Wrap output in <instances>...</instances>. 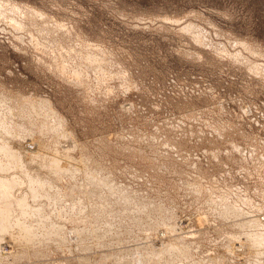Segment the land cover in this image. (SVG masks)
<instances>
[{"label":"rangeland","instance_id":"374dc122","mask_svg":"<svg viewBox=\"0 0 264 264\" xmlns=\"http://www.w3.org/2000/svg\"><path fill=\"white\" fill-rule=\"evenodd\" d=\"M0 138L42 174L0 264H264V0H0Z\"/></svg>","mask_w":264,"mask_h":264},{"label":"bare ground","instance_id":"6f19581e","mask_svg":"<svg viewBox=\"0 0 264 264\" xmlns=\"http://www.w3.org/2000/svg\"><path fill=\"white\" fill-rule=\"evenodd\" d=\"M4 10V9H3ZM56 114V113H55ZM32 116V115H31ZM30 116V117H31ZM58 118V117H57ZM5 124V123H4ZM4 132V131H3ZM63 138V137H62ZM1 139V138H0ZM5 140V139H4ZM6 140H7V138H6ZM10 140V139H9ZM21 140V139H20ZM2 142H3V138H2ZM10 142H12V141H10ZM9 143V142H8ZM14 143V142H13ZM15 144V143H14ZM7 145H10V144H7ZM23 146V145H22ZM10 147V146H9ZM8 146H0V154H3L4 155V158H6L7 159V161H8V164H6V165H3V164H0V171H3V172H7L8 171V169L10 170V168L9 167H11V166H13V167H16V168H18L19 167V169H20V167H22V169L23 168H25L24 170H25V172L24 173H30V174H33V175H36L39 179L42 177V174L41 173H39V170H37V169H32V167L30 166L31 165V163L30 162H33V161H31V159L30 160H28V158H27V160L28 161H25V159L23 158V156H21V152L24 150L23 148H22V151L19 153V150H17L16 148H15V150H17V151H13L11 148H9ZM21 147V145L19 146V148ZM18 148V149H19ZM27 149V148H26ZM31 152V151H30ZM24 152H22V155H24L23 154ZM28 153V152H27ZM33 152H31V154H32ZM37 154V153H36ZM2 156V155H1ZM26 156H27V154H26ZM29 156H30V154H29ZM32 156V155H31ZM58 157V156H57ZM55 158V155H54V160L52 161V165L54 166L53 168L56 170V171H58L59 173H61V172H66L67 173V171L69 170V167L70 166H68L69 165V162L68 161H66V160H61V159H58V158ZM61 157V156H60ZM1 158V157H0ZM29 158H31V157H29ZM24 159V160H23ZM71 160V159H70ZM0 161H1V159H0ZM30 161V162H29ZM42 161V160H41ZM74 161V160H73ZM1 163V162H0ZM3 163V162H2ZM35 163V162H34ZM33 164V163H32ZM35 166V165H34ZM78 166V165H77ZM81 166V165H80ZM50 167V166H49ZM75 168H76V166H74ZM73 167V168H74ZM83 167V166H82ZM50 171H51V169L50 168H48ZM17 170V169H16ZM30 170V171H29ZM37 170V171H36ZM54 170V171H55ZM42 171V170H41ZM10 172V171H9ZM12 172H14V169H13V171ZM10 173V174H12L13 175V173ZM57 172V173H58ZM69 172V171H68ZM17 173V172H16ZM53 173H55V172H53ZM52 173V174H53ZM58 173V174H59ZM65 173V174H66ZM51 174V173H50ZM28 175V174H27ZM59 175H63V174H59ZM6 176H8V175H6ZM11 176V175H10ZM14 176V175H13ZM16 176V175H15ZM14 176V177H15ZM30 177H32L33 178V176H30ZM82 177V176H81ZM84 177V176H83ZM28 178V177H27ZM29 179V182H28V185L27 186H29V195H31L32 196V198H37L38 199V197H40V198H42L43 199V197H45L44 195L42 196V188H41V186H40V184L39 183H41V180H37V181H35V179H34V181H33V179ZM37 178V179H38ZM10 179V178H9ZM8 179V177L6 178L5 176L3 177V176H1L0 175V250H8V248H13V245H14V238L12 237V233H11V231L13 230V228H17V230L19 231V232H21V236H20V234H19V241H20V244H21V242L22 241H24L25 243L26 242H32V241H34V240H37L36 239V237H37V235L35 236L34 234L36 233H34V232H32V230H33V227L31 226V225H27V223H26V225L27 226H25L24 224L25 223H23V222H20L18 219H14V217H12L13 215H14V213H13V215H12V206H15L16 207V211H18L19 212V215H21V217H23V218H25L26 219V221H27V218H30L31 216H32V214H33V211L31 210V209H33L34 208V210L36 209L35 207H31V209H29V204L27 203V204H25V202L22 200L23 198H25L26 196H28L23 190V193H25V197H22L21 196V190H17V188H20V187H16V193H19V196H21L18 200L16 199V197L15 198H13L14 196H16L15 194H14V196H13V194H12V192H14L15 193V191H14V186L15 185H18V183L16 182V180L18 179V178H16V180H14V178L13 177H11V180H9ZM26 179V178H25ZM94 179V178H93ZM26 181V180H25ZM46 181V180H45ZM104 181V180H103ZM21 182V181H20ZM19 182V183H20ZM99 182V181H98ZM22 183V182H21ZM25 183V182H24ZM27 183V182H26ZM85 183H87V182H85ZM101 183V182H100ZM100 183H98V184H100ZM104 183V182H103ZM44 184V183H43ZM92 184V183H91ZM42 185V184H41ZM50 185V184H49ZM27 186H25V189L27 188ZM40 186V187H39ZM43 186V185H42ZM48 186V185H47ZM87 186V185H86ZM49 187V186H48ZM51 187V186H50ZM90 187H91V189L90 190H92V196L91 197H98V198H100V199H103L104 197H103V195H102V193H104V192H106L104 189H106V188H104L103 190H102V192L100 191V186H97V184H92V185H90ZM102 187V186H101ZM104 187V186H103ZM86 188V187H85ZM84 188V189H85ZM107 188H109V185L107 186ZM73 190V189H72ZM111 190V189H110ZM26 191V190H25ZM109 191V190H108ZM112 191V192H111ZM110 192L111 193H104V195L108 198V199H111L112 197H111V195L113 194V190H111ZM21 192V193H20ZM27 192H28V190H27ZM73 192V191H72ZM116 192V191H115ZM46 193H47V191H46ZM89 193V192H88ZM23 195V194H22ZM102 195V196H101ZM48 196V195H47ZM46 196V197H47ZM115 196V195H114ZM46 197L44 198V199H46ZM64 197H65V195H64ZM120 197V196H119ZM28 198V197H27ZM30 198V197H29ZM39 198V199H40ZM88 198V197H87ZM106 198V199H107ZM48 199V198H47ZM99 199V200H100ZM123 199H125V198H123ZM30 200V199H29ZM27 202H28V200H26ZM36 201V200H35ZM44 201V200H43ZM55 201V200H54ZM57 201V200H56ZM102 201V200H101ZM110 201V200H109ZM119 201H122V203L124 204V203H126L127 202V200H118V203H119ZM126 201V202H125ZM82 202V201H81ZM80 202V203H81ZM106 202V201H105ZM79 203V204H80ZM128 203V202H127ZM111 204H112V202H111ZM36 205V204H35ZM52 205V204H51ZM127 205V204H126ZM34 206V205H33ZM109 206H111V205H109ZM37 207V206H36ZM55 207V206H54ZM112 209V208H111ZM226 209H228V208H226ZM37 210H38V208H37ZM225 210V209H224ZM223 210V211H224ZM15 211V212H16ZM39 211V210H38ZM228 211V210H227ZM110 212V211H109ZM226 212V211H225ZM39 214H40V212H38ZM36 211H35V214L37 215L38 214ZM228 213V212H227ZM79 214V213H78ZM224 214V213H223ZM264 214V213H263ZM16 215V214H15ZM227 215V214H226ZM38 216V215H37ZM20 217V218H21ZM36 217V216H35ZM41 217V216H40ZM33 218V217H32ZM44 218V217H43ZM47 219V218H46ZM80 219V218H79ZM206 219V218H205ZM34 220V219H33ZM43 220V219H42ZM41 220V221H42ZM198 220V219H197ZM202 220V222H200V220L198 221V223L200 222V226H202V223H204L203 222V219H201ZM29 221V220H28ZM35 221V220H34ZM38 221H39V218H38ZM37 221V222H38ZM43 221H46V220H43ZM79 221V220H78ZM32 222V221H31ZM82 222V221H81ZM39 223H41L40 221H39ZM45 223V222H44ZM36 224V223H35ZM43 224V223H42ZM42 224H41V226H42ZM231 224V223H230ZM37 225V224H36ZM39 226H40V224H39ZM165 226V225H164ZM163 226V227H164ZM173 226V225H172ZM52 227H53V225H52ZM165 227H167V226H165ZM165 227H164V229H165ZM174 227V228H173ZM172 228H170V229H172L173 231L176 229V231L175 232H179V231H177V229L179 228H176L177 226H173ZM37 228V227H36ZM59 228V227H58ZM166 229H168V230H170L169 229V226H168V228H166ZM165 229V230H166ZM180 229V228H179ZM15 230V229H14ZM13 230V231H14ZM164 230V231H165ZM183 230V229H182ZM181 229H180V231H182ZM62 231V230H61ZM84 231V230H83ZM162 231V230H161ZM55 232V231H54ZM168 233H169V231H167ZM167 232H166V235H167ZM18 233V232H17ZM50 233V232H49ZM164 233V232H163ZM173 232H171V236H169V235H167V236H169V237H173V235H174V233L172 234ZM46 234H48L47 233V231H46ZM42 235V234H41ZM69 235V234H68ZM74 235V234H73ZM164 235H165V233H164ZM58 236V235H57ZM166 236V237H167ZM175 236V235H174ZM48 236H46V237H44V239L43 240H46L45 238H47ZM159 237V236H158ZM182 237H184V236H182ZM181 237V238H182ZM11 238H13V240H9V239H11ZM161 238V237H160ZM180 238V239H181ZM67 239V238H66ZM164 239H166V238H164ZM179 239V238H178ZM179 239V240H180ZM61 240V239H60ZM161 240V239H160ZM168 240H170V239H168ZM175 240V239H174ZM183 240V239H182ZM247 241L248 240H250L249 238L248 239H246ZM59 241V240H58ZM178 241V240H177ZM45 242V241H44ZM47 242H49V241H47ZM60 242V241H59ZM59 242H58V244H59ZM167 242V240H165V243ZM16 243H17V241H16ZM62 243V242H61ZM68 243V242H67ZM254 243H255V245L254 246H256L257 248H259L260 246V248L262 249V247L264 246V240H263V237H258L257 239H254ZM28 244V243H27ZM26 244V245H27ZM246 244V243H245ZM253 244V243H252ZM251 244V245H252ZM18 245V244H17ZM32 245V244H31ZM163 245V244H162ZM24 246V245H23ZM22 246V247H23ZM56 246V245H55ZM108 246V245H107ZM167 246V245H166ZM165 246V247H166ZM176 246V245H175ZM235 246H237V245H235ZM247 248H249V245L247 244ZM7 247V248H6ZM19 247H21V246H19ZM63 247V246H62ZM164 247V246H163ZM170 247V246H169ZM174 247V246H173ZM6 248V249H5ZM66 248H68V247H66ZM178 247H176L175 249H177ZM253 248V247H252ZM251 248V249H252ZM167 250H168V248H166ZM170 249H172V246H171V248ZM179 249V248H178ZM12 250V249H11ZM186 250V249H185ZM250 250V249H249ZM248 250V251H249ZM254 250H255V248H254ZM10 251V250H9ZM8 251V252H9ZM14 251V250H13ZM105 251V250H104ZM165 251V250H164ZM172 251H174L173 249H172ZM176 251V250H175ZM181 251V250H180ZM179 251V252H180ZM253 251V250H252ZM251 251V252H252ZM256 251V253L258 252L257 251V249L255 250ZM259 251H261V250H259ZM19 252V251H18ZM22 252V251H21ZM3 253H5V252H3ZM112 253V252H111ZM161 253V252H160ZM178 253V252H177ZM182 253V252H181ZM255 253V252H254ZM0 254H2L1 252H0ZM14 254V253H13ZM159 254V253H158ZM168 254H170L169 252H168ZM168 254H166L167 256H168ZM185 254V253H184ZM86 255V254H85ZM152 255V254H151ZM160 255V254H159ZM159 255H156V256H158L157 258H159ZM182 255V254H181ZM5 256H7V255H5ZM153 256V255H152ZM163 256H165V255H163ZM166 256V257H167ZM170 256H171V254H170ZM183 256V255H182ZM182 256H179V257H182ZM115 257V256H114ZM150 257V256H149ZM161 257V256H160ZM165 257V258H166ZM172 257V256H171ZM168 258V257H167ZM174 257H172V259H173ZM177 257H175V259H176ZM260 258V257H259ZM146 259H148V258H145V261L143 262V264H150V260L148 259V260H146ZM160 259V258H159ZM216 259V258H215ZM226 259V258H225ZM158 260V259H157ZM161 260V259H160ZM159 260V261H160ZM208 262V261H207ZM161 263L163 264V262L161 261ZM161 263H159V264H161ZM215 263V262H214ZM118 264H131L130 263V261L128 262V261H126V260H122V261H119V263ZM158 264V263H157ZM165 264H168V262H165ZM222 264V263H221Z\"/></svg>","mask_w":264,"mask_h":264}]
</instances>
